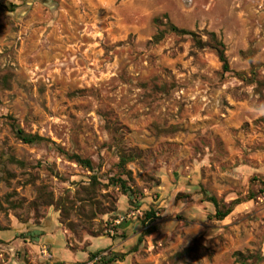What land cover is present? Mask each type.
Segmentation results:
<instances>
[{
  "label": "rangeland",
  "instance_id": "1",
  "mask_svg": "<svg viewBox=\"0 0 264 264\" xmlns=\"http://www.w3.org/2000/svg\"><path fill=\"white\" fill-rule=\"evenodd\" d=\"M109 1L0 0V264H264V0Z\"/></svg>",
  "mask_w": 264,
  "mask_h": 264
},
{
  "label": "trees",
  "instance_id": "2",
  "mask_svg": "<svg viewBox=\"0 0 264 264\" xmlns=\"http://www.w3.org/2000/svg\"><path fill=\"white\" fill-rule=\"evenodd\" d=\"M9 11H14V9L16 8L15 5L13 4H9ZM168 28L170 31L179 34V35H186V36H194V34L190 31H186L184 29H178L175 26H173L172 24H168ZM210 37L214 40L215 42V37L214 35H210ZM215 51L217 53V57L220 61V63L222 64V70L224 73L229 72V68H228V64H227V60L224 54V50H223V45L221 43H216L215 46ZM10 121V128L12 131L13 136L20 141L23 144H27V145H32V144H40L42 142L45 141V139H43L42 137L39 136H33V135H28L26 134L15 122V120L11 117L8 118ZM70 160L74 161L77 165L87 169L88 171H92L94 169L93 167V163L91 160L89 159H81L80 157H78L77 155H71L70 157H68ZM125 161V157L122 156L120 158L119 164L122 166L124 164ZM10 162L12 163H17L20 164L19 162L15 161L14 159H11ZM96 183V178L92 177V184H91V188H90V196L86 197L87 199H85L86 201L93 202V197H92V191L94 190V184ZM113 183L115 184V186H117L124 194H128V196H131L130 194L132 193L131 189L127 187L126 185V181L117 178L116 180H113ZM262 185V191L260 192H264V182L260 183ZM255 197L254 194L249 193L247 194V196L245 197L246 200H252ZM204 200L208 203H210L213 208H214V218L216 220H223L224 218H226L233 210V207L238 205L239 203H241L240 200L236 199L232 202H230L228 205L222 203L221 201H218L215 197L213 196H207L204 193ZM43 205L46 206H50L53 205L52 202V198L51 196H46L44 198V201L42 203ZM80 211H83V208H80ZM154 218L155 215L152 212H147L145 213L144 216V221L149 222V224L146 226V230L144 231V235H148L150 233H152L156 227L155 225H152V223L154 222ZM138 242H140V239L138 240ZM192 249V248H191ZM191 249H188L187 251H190ZM124 255H116V254H112L109 257H101V252L97 251L94 253H91L88 255V262H91L92 264H115L116 261L118 259H122ZM237 257L239 256L238 254L236 255Z\"/></svg>",
  "mask_w": 264,
  "mask_h": 264
},
{
  "label": "crops",
  "instance_id": "3",
  "mask_svg": "<svg viewBox=\"0 0 264 264\" xmlns=\"http://www.w3.org/2000/svg\"><path fill=\"white\" fill-rule=\"evenodd\" d=\"M85 2L91 4L92 6H95V7H100V6H101V7H104L105 5H106V6L111 5V3H110L109 0H85ZM137 4H138V2H137ZM123 5H124V6H126V5H128V6H135L136 3H134L133 1H131V2H126V3H124ZM139 5H140V4H139ZM108 8H109V7H107V9H108ZM120 14H121L120 10L116 12V15L119 16Z\"/></svg>",
  "mask_w": 264,
  "mask_h": 264
},
{
  "label": "clouds",
  "instance_id": "4",
  "mask_svg": "<svg viewBox=\"0 0 264 264\" xmlns=\"http://www.w3.org/2000/svg\"><path fill=\"white\" fill-rule=\"evenodd\" d=\"M172 224H174V223H169V224H167V225L165 226V230H166V232H167L168 228H169Z\"/></svg>",
  "mask_w": 264,
  "mask_h": 264
}]
</instances>
